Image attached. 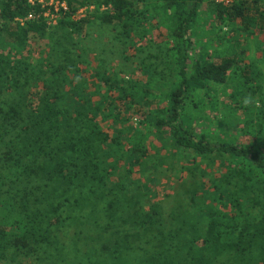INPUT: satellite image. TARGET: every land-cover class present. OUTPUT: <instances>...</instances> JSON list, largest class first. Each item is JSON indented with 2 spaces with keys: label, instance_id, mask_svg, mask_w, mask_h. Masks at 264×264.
<instances>
[{
  "label": "trees",
  "instance_id": "16d2710c",
  "mask_svg": "<svg viewBox=\"0 0 264 264\" xmlns=\"http://www.w3.org/2000/svg\"><path fill=\"white\" fill-rule=\"evenodd\" d=\"M206 1L157 0L154 10L172 43L169 57L149 55L162 59L155 64L143 59L148 81H135L132 86L98 68L93 74L99 81L96 92L82 89L86 82L80 73L86 64L81 48H75L80 42H70L68 53L59 51L61 42H34L44 40L49 31L47 7L38 1L0 0V209L4 207L5 217L0 221V264L10 250L33 253L49 241L44 218L51 223L58 219L46 211L40 193L58 196L59 189L80 188L92 200H99L101 193L109 202L112 222L139 228L148 237L151 234L153 244L164 248L155 252L157 256L166 258L174 249L184 264H195L213 244L243 250L252 241L251 224L245 219L252 217L257 205L264 209V185L260 190L264 184V118L256 121L259 112L246 89H260L264 70L248 58L245 62L239 56L244 50L233 42L241 44L242 30L255 39L264 35V0L209 1L215 18L234 30L230 47L239 53L219 61L199 43V11ZM87 3H94L96 9L74 18ZM66 5L68 12L60 26L78 40L95 21L131 38L155 19L149 0H66ZM102 5L107 8L100 10ZM42 43L49 44L44 49L48 65L44 47L41 59L36 63L31 59L34 48ZM261 63L264 66V50ZM161 64L168 70L162 77L170 90L157 95L151 83ZM211 83L230 89L223 137L197 130L196 122L207 116L190 106L194 93L198 89L210 92ZM140 108L145 112L139 114ZM138 115L141 123L148 122V133L161 140L160 146L139 131L133 122ZM234 122L237 125L231 126ZM242 123L244 128H239ZM248 132L251 143L239 142V135ZM165 134L168 140L162 138ZM161 147L167 151L164 155ZM212 157L220 167L239 166L242 174L224 172L210 178L213 190L205 187L206 181L198 182V190L188 196L181 212L164 215L154 190L160 175L167 171L171 175L179 165L196 169L201 160ZM203 173L207 174L205 168ZM233 178L238 184H231ZM254 228L262 232L257 223ZM116 242L115 251L120 247ZM200 264H205L204 259Z\"/></svg>",
  "mask_w": 264,
  "mask_h": 264
},
{
  "label": "rangeland",
  "instance_id": "374dc122",
  "mask_svg": "<svg viewBox=\"0 0 264 264\" xmlns=\"http://www.w3.org/2000/svg\"><path fill=\"white\" fill-rule=\"evenodd\" d=\"M211 0H207L204 7L199 11V26L200 45L204 46L206 53L215 60L219 61L226 56H238L239 53H234L229 38L232 39L234 30L226 23H221L212 14V7L209 9ZM215 3L228 4L234 0H212ZM39 2V1H38ZM41 3L47 7L45 17L50 26L47 36L44 40L36 38L34 42H61L60 52H66L71 49L70 42H80L75 48L80 50L85 59L86 69L80 73L81 78H84L86 85H82L85 91H96V86L99 83L98 79L93 75L96 69L106 72L108 75H117L120 79L128 81V85L132 86L135 81L146 83L148 76L142 67V60L147 59L148 62H162L160 58H149L151 54L161 57H169L167 52L171 48V40L167 28L159 22L158 13L154 10L157 0H149L151 13L155 19H152L140 35H130L131 38H125L117 29L110 25H103L99 21H95L92 25L86 27V34L81 35L80 39H75L74 35L68 30L60 26V21L68 11L63 3L66 0H41ZM160 3V2H158ZM64 8V9H63ZM106 6H101L100 10H105ZM96 9L94 3H90L81 7L74 14V18H81ZM66 10V9H65ZM158 21V22H157ZM143 34V35H142ZM240 41H234V46H240L244 53L239 56L243 59L248 58L256 63L264 70L261 63V52L264 50V35H260L258 39L248 37V32H240ZM69 42V43H67ZM134 42V44H132ZM204 44V45H203ZM49 44L42 43L39 49L34 48V53L31 59L35 61L41 59V52L45 46ZM44 47V48H43ZM43 48V50H41ZM46 58L45 63L48 65V56L46 50L43 51ZM236 52V51H235ZM165 60V59H163ZM162 64L157 68L155 79L151 86L157 95L170 90V86L166 83L167 79L162 77V74L167 71L162 69ZM165 68V65H164ZM80 78V79H81ZM212 89L207 92L203 89H198L190 100L192 111L200 110L208 117H219L217 119L207 118L196 122L197 130H204L212 137H223L224 122L227 118L224 106L228 104L227 93L230 89L224 85L211 83ZM35 88V87H33ZM37 89V88H35ZM252 103L257 107L259 112L256 121H262L264 118V79L261 80V87L255 91L253 88L246 89ZM96 99L99 96L95 95ZM163 98V97H162ZM135 104L133 105V107ZM140 107V106H138ZM137 107V108H138ZM142 107V106H141ZM195 108V109H194ZM259 109V110H258ZM139 114L145 112L143 108L139 109ZM256 111V110H255ZM242 112V111H241ZM133 118V122L137 124L139 131L146 133L156 145H161L162 142L158 136L148 133V122L144 124L140 122L139 117ZM233 123L231 126H236ZM244 123L239 128H244ZM152 129L154 130L153 126ZM232 135L238 136L232 131ZM252 133L248 132L245 135H239V142L250 144ZM162 138L168 140L169 134H165ZM152 153L156 150L151 149ZM166 149L161 147L160 154L164 155ZM156 155V153H155ZM223 158L227 159V156ZM184 163V161H182ZM233 166L237 168H232ZM164 169L166 164L163 165ZM207 170L204 175L203 169ZM236 171L242 174V169L239 166L230 164L227 166H219L216 157L211 159L201 160L197 168H183L178 166L170 175L166 172L160 175V179L154 184V190L159 194L160 208L164 215L170 213L181 212L187 204V198L195 194L198 190V182H204L205 187L213 190L214 188L209 181L212 177H218L222 173ZM140 174H137L139 176ZM229 178V177H228ZM231 184L236 185L238 182L235 178L231 179ZM261 185L260 190H262ZM264 187V186H263ZM217 189V188H216ZM259 190V191H260ZM60 194L54 196L53 193H40L41 202L44 204L46 211H49L51 218L58 219V222H50L48 217L44 218L47 227L49 228V241L37 248L36 252H27L26 250H10L6 258L1 264H184L182 257L176 256L173 249L166 258L157 256L155 252H163L158 244H153L155 241L146 235H142L141 231L132 229L130 225L122 224V222L110 220L111 213L108 210L109 202L101 193L97 195L100 199L85 198L84 193L80 188H74L64 192V189H59ZM78 199V202L76 200ZM186 203V204H185ZM53 208H57L53 212ZM0 209V221L4 222V214ZM52 211V213H51ZM165 211V212H164ZM252 217L246 218V222L251 224V242L245 244V249L240 250L239 247L232 248H216L213 244L211 249L205 250L202 254V259H196L195 264H200L204 259L205 264H264V209L257 205L252 210ZM174 222V221H173ZM255 223L262 228V232L256 230ZM50 224V225H48ZM122 224V225H121ZM138 234L140 237H137ZM119 240V250L115 251ZM79 245V249L75 250L74 246ZM79 252V253H78ZM80 255V257L78 256ZM199 261V263H198ZM188 264H192L191 261Z\"/></svg>",
  "mask_w": 264,
  "mask_h": 264
},
{
  "label": "built area",
  "instance_id": "2783aa9c",
  "mask_svg": "<svg viewBox=\"0 0 264 264\" xmlns=\"http://www.w3.org/2000/svg\"><path fill=\"white\" fill-rule=\"evenodd\" d=\"M34 1H39L40 3H41V0H31V2H34ZM44 5V4H43ZM63 7H65V9L63 10V11H67L68 10V7H67V5L65 4V3H63ZM46 15V14H45Z\"/></svg>",
  "mask_w": 264,
  "mask_h": 264
}]
</instances>
